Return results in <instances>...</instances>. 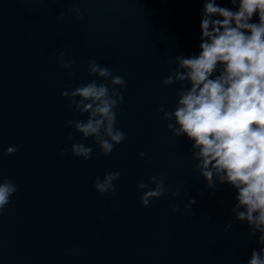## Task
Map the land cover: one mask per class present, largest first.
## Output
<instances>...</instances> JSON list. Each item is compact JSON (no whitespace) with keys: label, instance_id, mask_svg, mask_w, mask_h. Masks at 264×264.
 <instances>
[{"label":"water","instance_id":"obj_1","mask_svg":"<svg viewBox=\"0 0 264 264\" xmlns=\"http://www.w3.org/2000/svg\"><path fill=\"white\" fill-rule=\"evenodd\" d=\"M204 2L0 0V179L17 187L0 213V264H247L264 247L234 220L237 191L206 187L193 142L158 111L176 107L180 84H162L175 57L200 52ZM73 8L86 11L82 20ZM61 51L72 68L60 66ZM89 60L126 82L116 108L126 139L108 156L66 124L87 114L62 92L110 84L88 75ZM73 143L91 147V159L65 152ZM9 146L19 150L8 155ZM111 171L120 173L115 193L102 195L94 181ZM154 174H166L169 194L144 207L138 185Z\"/></svg>","mask_w":264,"mask_h":264},{"label":"clouds","instance_id":"obj_2","mask_svg":"<svg viewBox=\"0 0 264 264\" xmlns=\"http://www.w3.org/2000/svg\"><path fill=\"white\" fill-rule=\"evenodd\" d=\"M230 2L235 10L220 6L217 0H205L200 52L175 57L177 67L170 70L162 84L165 87L180 84L176 90V107L169 111L162 106L158 111L168 121L169 131L193 142V158L206 187L215 189L217 182L227 183L237 191V203L232 209L234 220L249 225L250 237L259 233L257 243L264 246V0ZM69 12L81 20L86 15L80 8ZM63 16L61 12L60 18ZM254 16L258 21L253 22ZM66 55L59 52L58 62L62 68L69 69L74 61H68ZM87 71L89 76L110 80V84L93 79L62 92L74 111L87 114L86 120H69L66 124L84 139L91 137L101 154L108 156L126 139L116 126V108L123 103L126 82L95 60L88 61ZM72 139L71 134L66 137L67 141ZM18 150V146H9L5 152L14 155ZM64 151L87 161L93 150L84 143H73ZM145 155L140 153V158ZM119 176L118 171H111L103 179L97 177L95 190L102 195L115 193L114 182ZM166 179V174H154L148 183L138 185L144 207L151 200L169 194ZM16 191L13 181L0 179V213ZM195 203V199H189L188 207ZM231 226V223L226 225ZM247 264H264V247L253 249Z\"/></svg>","mask_w":264,"mask_h":264}]
</instances>
